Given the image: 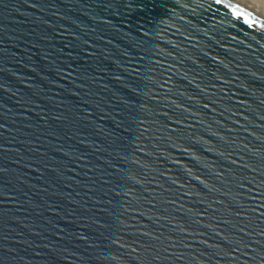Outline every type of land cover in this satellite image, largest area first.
<instances>
[{"label":"water","instance_id":"1","mask_svg":"<svg viewBox=\"0 0 264 264\" xmlns=\"http://www.w3.org/2000/svg\"><path fill=\"white\" fill-rule=\"evenodd\" d=\"M0 264H264V0H0Z\"/></svg>","mask_w":264,"mask_h":264}]
</instances>
